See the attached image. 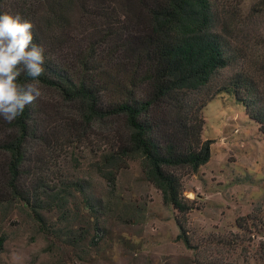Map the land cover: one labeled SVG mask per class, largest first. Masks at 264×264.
<instances>
[{"label": "trees", "instance_id": "obj_1", "mask_svg": "<svg viewBox=\"0 0 264 264\" xmlns=\"http://www.w3.org/2000/svg\"><path fill=\"white\" fill-rule=\"evenodd\" d=\"M99 1L101 8L90 9L80 7V0H0V14L32 23L33 43L43 47L45 58L37 86L60 99L54 104L40 96L13 122L0 117V210L24 209L47 235L60 236L51 231L45 211L72 219V190L83 193L82 180L57 184L32 157L40 140H47V120L62 109L65 127L58 132L70 140L100 125L104 149L95 166L108 184L115 186L132 161L141 162L148 182L178 211L179 238L194 249L186 229L194 204L185 195L184 179L211 159V143L203 138L204 111L218 95L230 94L264 133L261 85L246 72L220 80L236 56L215 29L213 0ZM74 6L90 35L74 48L73 62L59 66L44 45L75 43L68 32ZM18 82L32 80L22 74ZM238 227L245 229L241 223ZM72 228L69 239L80 240ZM210 240L215 243L216 237ZM218 242L236 245L230 238Z\"/></svg>", "mask_w": 264, "mask_h": 264}, {"label": "rangeland", "instance_id": "obj_2", "mask_svg": "<svg viewBox=\"0 0 264 264\" xmlns=\"http://www.w3.org/2000/svg\"><path fill=\"white\" fill-rule=\"evenodd\" d=\"M80 2V7L101 8L99 0ZM213 3L215 29L236 56L220 80L246 72L264 93V0ZM71 14L68 32L75 43L44 45L59 66L70 65L74 48L90 35L89 27L79 24L78 7ZM41 96L59 104L50 91L42 90ZM65 115L61 109L47 120V140H40L32 157L57 184L82 180L84 192L72 190L70 221L60 220L56 211L44 212L51 231L60 236L40 232L24 209L0 210V264H264V133L234 96L223 93L206 107L203 138L211 143V159L184 179L185 195L194 204L186 225L194 249L179 238L178 211L148 182L141 162L132 161L115 186L108 184L95 166L104 149L100 125L70 140L58 132ZM70 226L84 238L69 239ZM227 238L236 245L218 242Z\"/></svg>", "mask_w": 264, "mask_h": 264}, {"label": "clouds", "instance_id": "obj_3", "mask_svg": "<svg viewBox=\"0 0 264 264\" xmlns=\"http://www.w3.org/2000/svg\"><path fill=\"white\" fill-rule=\"evenodd\" d=\"M33 25L19 15L0 14V117L13 122L41 96L37 78L44 74V49L33 43ZM25 74L31 83L21 84Z\"/></svg>", "mask_w": 264, "mask_h": 264}]
</instances>
